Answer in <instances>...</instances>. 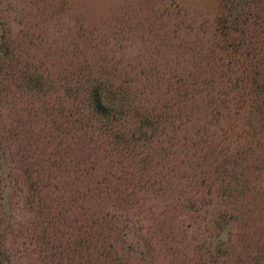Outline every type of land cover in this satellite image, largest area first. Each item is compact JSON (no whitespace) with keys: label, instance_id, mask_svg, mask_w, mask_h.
I'll return each mask as SVG.
<instances>
[{"label":"rangeland","instance_id":"1","mask_svg":"<svg viewBox=\"0 0 264 264\" xmlns=\"http://www.w3.org/2000/svg\"><path fill=\"white\" fill-rule=\"evenodd\" d=\"M226 15L222 0H0L6 264H264V140L242 157V127L264 134L243 121L264 65ZM96 86L127 99L118 121L93 113Z\"/></svg>","mask_w":264,"mask_h":264},{"label":"trees","instance_id":"2","mask_svg":"<svg viewBox=\"0 0 264 264\" xmlns=\"http://www.w3.org/2000/svg\"><path fill=\"white\" fill-rule=\"evenodd\" d=\"M256 1H260V4L264 5V0H222L223 3V9H225L227 15L226 17H234L232 25H234V29H232L235 33H239V38L240 40L237 41L242 45V51L247 52L244 60L246 58H250V63L254 67V69L260 68L259 65L262 62L261 67L264 65V17L261 15L255 16V13L257 12L256 9L252 6L253 4H259ZM262 13L264 12L263 8H261ZM225 17V18H226ZM234 33V34H235ZM241 33V35H240ZM244 53V52H243ZM242 53V54H243ZM13 51H10L9 46L7 45V41L5 38V35L0 36V65H5L6 60H11L13 57ZM262 60V61H261ZM261 61V62H260ZM7 68H2V73L1 75L5 72ZM264 71V69H262ZM258 72V71H255ZM261 75L264 74L263 72H259ZM6 80L9 81V85L13 84L12 82L14 81V76L13 75H6ZM23 78L26 79V77L23 75ZM259 83L262 84L261 87H264V75L262 76L261 79H258ZM27 84L32 88V84L36 88H40L42 86V83L44 82L42 79H34L29 77L28 80L26 81ZM6 88H9V86L5 85ZM106 91V92H105ZM252 94L256 96H263V93L260 94L253 89ZM117 95V96H116ZM119 99L118 101L115 102L116 99ZM127 99L122 95V92H116L114 93L112 89H109L107 87H102V86H96L93 87V91L90 94L89 101L91 107L94 108L93 113L95 115H99L102 118H106L109 123L110 121L116 122L117 120V115L119 114L118 111H115L113 109L115 104H120L119 108L122 110L125 106V101ZM247 107L246 113H244V117L246 115V119L243 121L249 122L246 120L251 119V121H254L259 115L261 116L262 122H264V103L258 105L256 102H253L251 104H245ZM256 105V106H255ZM118 106V105H116ZM115 108V107H114ZM263 108V110H262ZM260 109V110H259ZM122 112V111H121ZM242 113V114H243ZM249 116L247 117V115ZM168 116H166L164 119H167ZM253 119V120H252ZM161 125V123H158ZM249 124V123H246ZM252 124H249V126ZM246 127V125H245ZM243 128L242 127V132L243 134L247 135L250 137L248 140V146L245 148L246 150L242 152V157L244 158L245 153H249L250 156H257L259 152V148L257 146L263 145L261 140H264V134L259 133V126L257 125V129L254 128ZM264 128V124L261 126V129ZM123 136V135H119ZM253 140L256 142H253ZM264 149V147L260 150ZM244 153V154H243ZM262 169V168H261ZM242 178L243 177V172H242ZM242 183H245V180ZM243 201L246 196H242ZM245 206V205H244ZM1 239V237H0ZM0 264H6V258H5V252L4 249L2 248L1 241H0Z\"/></svg>","mask_w":264,"mask_h":264}]
</instances>
